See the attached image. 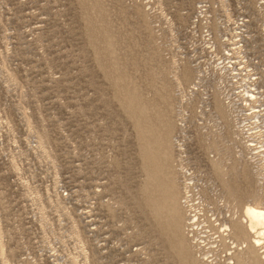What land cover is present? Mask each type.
Returning <instances> with one entry per match:
<instances>
[{
    "label": "rangeland",
    "instance_id": "374dc122",
    "mask_svg": "<svg viewBox=\"0 0 264 264\" xmlns=\"http://www.w3.org/2000/svg\"><path fill=\"white\" fill-rule=\"evenodd\" d=\"M251 208L264 0H0V264H264Z\"/></svg>",
    "mask_w": 264,
    "mask_h": 264
},
{
    "label": "bare ground",
    "instance_id": "6f19581e",
    "mask_svg": "<svg viewBox=\"0 0 264 264\" xmlns=\"http://www.w3.org/2000/svg\"><path fill=\"white\" fill-rule=\"evenodd\" d=\"M136 102V101H135ZM160 121V120H159ZM156 126V125H155ZM158 127V126H157ZM169 128V127H168ZM168 153V152H167ZM164 161V160H163ZM168 183V182H167ZM248 215L257 222L264 224V211L259 208H251ZM238 235V234H237ZM251 258V257H250Z\"/></svg>",
    "mask_w": 264,
    "mask_h": 264
}]
</instances>
